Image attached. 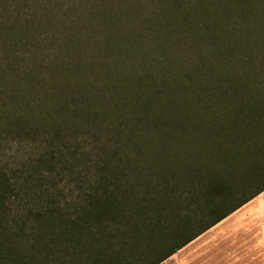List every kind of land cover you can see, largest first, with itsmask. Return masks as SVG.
<instances>
[{"label": "trees", "instance_id": "obj_1", "mask_svg": "<svg viewBox=\"0 0 264 264\" xmlns=\"http://www.w3.org/2000/svg\"><path fill=\"white\" fill-rule=\"evenodd\" d=\"M58 1L0 0V264H162L264 192V19Z\"/></svg>", "mask_w": 264, "mask_h": 264}, {"label": "crops", "instance_id": "obj_2", "mask_svg": "<svg viewBox=\"0 0 264 264\" xmlns=\"http://www.w3.org/2000/svg\"><path fill=\"white\" fill-rule=\"evenodd\" d=\"M252 225L256 228L254 249L248 252L242 247V228L249 230ZM189 246L200 248L195 256L197 263L264 262V192L182 250Z\"/></svg>", "mask_w": 264, "mask_h": 264}, {"label": "rangeland", "instance_id": "obj_3", "mask_svg": "<svg viewBox=\"0 0 264 264\" xmlns=\"http://www.w3.org/2000/svg\"><path fill=\"white\" fill-rule=\"evenodd\" d=\"M58 1V0H57ZM120 1V0H118ZM134 1L137 0H133L132 2H130V5H135L136 3H134ZM257 2V8L255 11L250 12L247 11L246 9L242 8V15H240L241 17L238 16V19H242V16L245 17H251L252 19L255 20H260V19H264V0H256ZM142 3V2H141ZM58 5L62 6V9H64V13L70 15L71 10H77L79 8H82L83 10L85 9L86 5H87V0H61L57 2ZM110 7H113L112 5H110ZM131 8V7H130ZM153 7L151 6V4L149 3H142L141 6H139V10L147 12L150 11ZM133 9V8H132ZM131 11V10H128ZM228 14L226 13L224 18L228 19ZM113 15H115V13L111 14V19H116V17H113ZM90 16V15H88ZM201 19H206L209 16L208 15H204L201 14ZM199 17V16H198ZM95 20L88 22L87 20L81 23H77V27L76 28V32L81 36V34H85V36H87V38L92 37L95 41H97L100 45L103 44L105 42V40L107 39H112L113 38H118V39H123V38H127V37H131L128 36L127 34H129V31L124 27V26H120L118 24V26H120L121 28H112V29H108L105 27H102L101 22L102 21L100 18H95ZM115 21V20H114ZM101 25V26H100ZM82 28V29H81ZM132 28H136L135 25ZM174 54L176 55H180L181 52L178 49H173L172 51ZM197 54V58L198 56H202L204 53L203 49L197 48L194 51ZM199 59V58H198ZM17 148L14 149V151H16ZM245 227L242 228V247L246 248V251H252L254 249V234L256 228L255 225H252L250 227L249 230H245ZM205 247V244L204 246ZM202 248V247H201ZM200 249V248H198ZM197 249V247L192 248L191 246H189V248H186L185 250L179 251L177 254H175L174 256H172L171 258H169L167 261H165L162 264H208L207 262H200L197 263V259L195 258V256L197 254H199V250ZM218 264V263H217ZM222 264V263H220ZM242 264H264V262L259 263V262H244Z\"/></svg>", "mask_w": 264, "mask_h": 264}]
</instances>
